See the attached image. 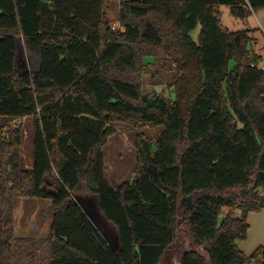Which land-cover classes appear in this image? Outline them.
<instances>
[{
    "label": "trees",
    "instance_id": "16d2710c",
    "mask_svg": "<svg viewBox=\"0 0 264 264\" xmlns=\"http://www.w3.org/2000/svg\"><path fill=\"white\" fill-rule=\"evenodd\" d=\"M105 1L0 0V264H264V246L237 247L264 210V69L255 29L219 11L264 0H117L115 30ZM147 58L170 62L168 104L141 92ZM115 122L138 129V171L113 188ZM16 198L49 201L47 237L15 235Z\"/></svg>",
    "mask_w": 264,
    "mask_h": 264
},
{
    "label": "rangeland",
    "instance_id": "374dc122",
    "mask_svg": "<svg viewBox=\"0 0 264 264\" xmlns=\"http://www.w3.org/2000/svg\"><path fill=\"white\" fill-rule=\"evenodd\" d=\"M103 10L111 20V26L120 25L117 21V0L105 1ZM219 11L221 23L228 31L243 30L249 25L254 27L255 32L251 33L253 41L250 48L257 54L264 52V29L260 30L256 18L250 19L247 23L246 20L232 17L227 6H220ZM146 61L148 63L144 66L140 79L141 92L148 96L162 97L168 104L173 98L172 83L174 81V72L170 62L163 58L154 61L152 58H147ZM228 65L230 68L234 62L230 61ZM21 124L24 133L21 154L25 163L29 164L31 121L22 119ZM113 127L115 133L107 139L102 151L104 154V177L108 185L114 188L122 182H130L137 174L136 140L138 129L123 122H115ZM139 130L146 138L153 139V142L160 132V128L149 126H142ZM48 203L49 201L45 199L16 198L13 209L15 235L33 238L47 237L50 216L43 213H45L44 210ZM236 214L239 215L238 212Z\"/></svg>",
    "mask_w": 264,
    "mask_h": 264
},
{
    "label": "crops",
    "instance_id": "0c3cea01",
    "mask_svg": "<svg viewBox=\"0 0 264 264\" xmlns=\"http://www.w3.org/2000/svg\"><path fill=\"white\" fill-rule=\"evenodd\" d=\"M253 18H256L257 24H258V27L260 28V30L264 29V8H261L258 11L252 13L246 19V22L249 23V20L253 19ZM248 28L249 29H255L254 27H252L250 25ZM35 199H37V198H35ZM50 221H51V217H50ZM246 221L248 223L247 235H246L245 239L237 241V247L245 255H249L257 247L264 246V210H261L258 212L247 213Z\"/></svg>",
    "mask_w": 264,
    "mask_h": 264
},
{
    "label": "built area",
    "instance_id": "2783aa9c",
    "mask_svg": "<svg viewBox=\"0 0 264 264\" xmlns=\"http://www.w3.org/2000/svg\"><path fill=\"white\" fill-rule=\"evenodd\" d=\"M111 28L113 30L121 29V26L120 25H118V26L112 25ZM250 66L255 67L257 69H260V70H263L264 69V53L259 54V59L251 62Z\"/></svg>",
    "mask_w": 264,
    "mask_h": 264
},
{
    "label": "water",
    "instance_id": "95a60500",
    "mask_svg": "<svg viewBox=\"0 0 264 264\" xmlns=\"http://www.w3.org/2000/svg\"><path fill=\"white\" fill-rule=\"evenodd\" d=\"M74 200H77V197H74ZM181 204L183 207L185 208H190L191 207V197L188 196L186 198H184L182 201H181Z\"/></svg>",
    "mask_w": 264,
    "mask_h": 264
}]
</instances>
